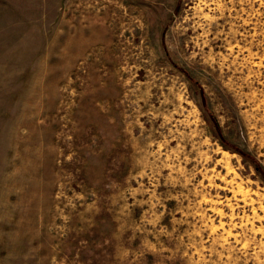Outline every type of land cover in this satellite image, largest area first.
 <instances>
[{"label": "rangeland", "instance_id": "374dc122", "mask_svg": "<svg viewBox=\"0 0 264 264\" xmlns=\"http://www.w3.org/2000/svg\"><path fill=\"white\" fill-rule=\"evenodd\" d=\"M0 264H264V0H0Z\"/></svg>", "mask_w": 264, "mask_h": 264}]
</instances>
